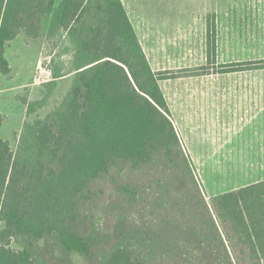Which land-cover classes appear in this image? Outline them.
Listing matches in <instances>:
<instances>
[{
    "label": "trees",
    "instance_id": "trees-1",
    "mask_svg": "<svg viewBox=\"0 0 264 264\" xmlns=\"http://www.w3.org/2000/svg\"><path fill=\"white\" fill-rule=\"evenodd\" d=\"M20 34L69 57L14 146L0 113V264H264V179L207 200L160 86L207 66L154 71L122 0H0V76ZM215 41L208 15L207 62Z\"/></svg>",
    "mask_w": 264,
    "mask_h": 264
},
{
    "label": "rangeland",
    "instance_id": "rangeland-1",
    "mask_svg": "<svg viewBox=\"0 0 264 264\" xmlns=\"http://www.w3.org/2000/svg\"><path fill=\"white\" fill-rule=\"evenodd\" d=\"M122 2L154 71L207 66L204 74L160 81L170 118L206 199L263 180L264 132L257 117L264 104V68L222 72L221 65L252 66L264 59V0ZM208 15H214V62H207L205 54ZM63 43L20 34L6 46L11 70L0 76V113L5 115L1 135L12 146L24 118L19 98L42 96V83L51 77L50 59L69 57ZM60 81L67 84L69 76Z\"/></svg>",
    "mask_w": 264,
    "mask_h": 264
},
{
    "label": "crops",
    "instance_id": "crops-1",
    "mask_svg": "<svg viewBox=\"0 0 264 264\" xmlns=\"http://www.w3.org/2000/svg\"><path fill=\"white\" fill-rule=\"evenodd\" d=\"M130 18V17H129ZM131 20V19H130ZM132 23V22H131ZM132 25H133V23H132ZM134 27V26H133ZM134 29H135V27H134ZM136 31V30H135ZM136 34H137V32H136ZM137 36H138V34H137ZM138 38H139V36H138ZM139 41H140V39H139ZM140 43H141V41H140ZM142 45V44H141ZM143 47V46H142ZM144 49V48H143ZM145 52V51H144ZM257 107H259V105H257ZM244 108H245V110H247V108H248V104L245 106L244 105ZM260 110L262 111V114L260 115V116H258L257 117V120H258V123H257V125L258 126H260V131H262V132H264V113H263V111H264V104L262 103L261 105H260ZM248 115L246 114V115H244V120H245V122L247 123V121H248Z\"/></svg>",
    "mask_w": 264,
    "mask_h": 264
}]
</instances>
